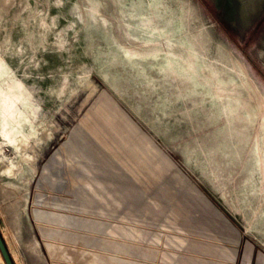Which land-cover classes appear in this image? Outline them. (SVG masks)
Segmentation results:
<instances>
[{
  "label": "rangeland",
  "instance_id": "rangeland-1",
  "mask_svg": "<svg viewBox=\"0 0 264 264\" xmlns=\"http://www.w3.org/2000/svg\"><path fill=\"white\" fill-rule=\"evenodd\" d=\"M0 230L15 264H264V0H0Z\"/></svg>",
  "mask_w": 264,
  "mask_h": 264
},
{
  "label": "water",
  "instance_id": "water-1",
  "mask_svg": "<svg viewBox=\"0 0 264 264\" xmlns=\"http://www.w3.org/2000/svg\"><path fill=\"white\" fill-rule=\"evenodd\" d=\"M0 250L7 264H15V261L11 255V252L7 246V243L0 230Z\"/></svg>",
  "mask_w": 264,
  "mask_h": 264
},
{
  "label": "crops",
  "instance_id": "crops-1",
  "mask_svg": "<svg viewBox=\"0 0 264 264\" xmlns=\"http://www.w3.org/2000/svg\"><path fill=\"white\" fill-rule=\"evenodd\" d=\"M250 255V250L249 248L246 249V252H245V259H244V263L243 264H249V256Z\"/></svg>",
  "mask_w": 264,
  "mask_h": 264
}]
</instances>
